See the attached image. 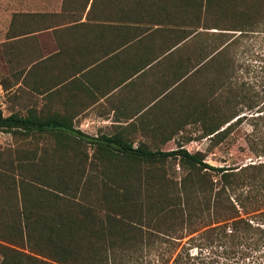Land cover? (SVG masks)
Masks as SVG:
<instances>
[{"label": "trees", "instance_id": "1", "mask_svg": "<svg viewBox=\"0 0 264 264\" xmlns=\"http://www.w3.org/2000/svg\"><path fill=\"white\" fill-rule=\"evenodd\" d=\"M198 1L204 29L220 31L219 43L208 45L207 66L218 65L243 36L264 32V0ZM235 98L240 109L220 125L207 113L198 140L210 148L222 144L229 127L247 115L264 124V80L259 87L239 86ZM40 128L15 115L4 118L0 109V132ZM103 140L112 150L98 145L96 158H120L125 166L103 168L99 181L85 178V169L41 164L43 154L37 162L29 155L1 161L0 264H218L219 257L264 264V162L215 167L206 152L182 146L149 151ZM258 141L263 145L264 137ZM258 154L264 157V147ZM174 160L179 181L166 175Z\"/></svg>", "mask_w": 264, "mask_h": 264}, {"label": "crops", "instance_id": "2", "mask_svg": "<svg viewBox=\"0 0 264 264\" xmlns=\"http://www.w3.org/2000/svg\"><path fill=\"white\" fill-rule=\"evenodd\" d=\"M202 16L198 0H0L3 117L37 123L14 133L56 152L164 151L199 118L205 34L220 33Z\"/></svg>", "mask_w": 264, "mask_h": 264}, {"label": "rangeland", "instance_id": "3", "mask_svg": "<svg viewBox=\"0 0 264 264\" xmlns=\"http://www.w3.org/2000/svg\"><path fill=\"white\" fill-rule=\"evenodd\" d=\"M211 42L214 44L217 43V40L214 42L213 37ZM223 66L226 68L225 71H223ZM263 80L264 32L247 34L239 40V46H235L225 59H218V65L217 63L210 64L207 66L206 73H201L198 101L199 105L203 104V107L200 105L199 119L190 121L192 126L186 130L187 134L173 137V140L163 148L164 151L175 150L178 146H182L183 149L191 153L206 152V161L215 167L264 162V157L258 154L264 147V144L262 145L258 141V137H264V124L261 121H253L250 118L251 115L245 114L247 118L241 124H233L229 127L227 139L214 148H210L209 142L205 139L198 140L204 134L207 113L213 117L215 125H220L233 116L237 109H240V106L237 105L238 100L235 98V91L239 86L245 85V88H253L257 85L259 87ZM208 104L211 105L210 109ZM243 111L246 112V106L243 107ZM196 120L198 122L194 123ZM235 120L233 119L230 123ZM228 125L226 124L224 128ZM45 141L46 139L43 137L35 138L34 135L18 137L12 133L6 139L5 135L0 134V150L3 153L0 165L3 159L16 163L17 160H23L26 155H29L30 159L35 156L32 161L37 162L40 160L39 156L43 154L44 158L41 159V164L85 169V178L97 177L96 181L103 177L100 171L106 172L105 169L125 166L124 160L120 158H114L112 163L99 160L94 154L95 150L56 152L49 149L48 145L50 144L44 143ZM40 144L47 145L45 151H42ZM166 175L169 179L180 180L182 172L178 161L174 160L167 164ZM197 253L196 249L192 251L193 255ZM250 259L245 260V263L249 264ZM217 260L218 264H245L242 261L231 262L220 257Z\"/></svg>", "mask_w": 264, "mask_h": 264}]
</instances>
